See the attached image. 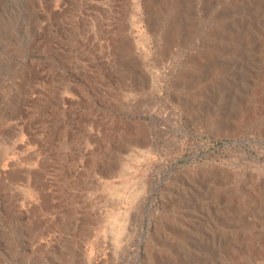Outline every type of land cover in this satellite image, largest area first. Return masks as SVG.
<instances>
[{
  "label": "rangeland",
  "instance_id": "374dc122",
  "mask_svg": "<svg viewBox=\"0 0 264 264\" xmlns=\"http://www.w3.org/2000/svg\"><path fill=\"white\" fill-rule=\"evenodd\" d=\"M0 264H264V0H0Z\"/></svg>",
  "mask_w": 264,
  "mask_h": 264
},
{
  "label": "water",
  "instance_id": "95a60500",
  "mask_svg": "<svg viewBox=\"0 0 264 264\" xmlns=\"http://www.w3.org/2000/svg\"><path fill=\"white\" fill-rule=\"evenodd\" d=\"M240 142H244L245 140L244 139H241V140H239Z\"/></svg>",
  "mask_w": 264,
  "mask_h": 264
}]
</instances>
